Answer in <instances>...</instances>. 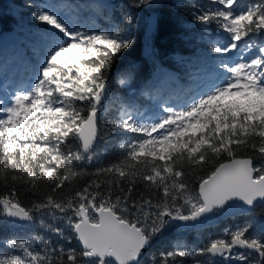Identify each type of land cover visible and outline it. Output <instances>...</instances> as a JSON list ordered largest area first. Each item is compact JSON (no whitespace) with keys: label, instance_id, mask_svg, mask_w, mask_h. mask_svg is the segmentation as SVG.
<instances>
[{"label":"snow or ice","instance_id":"snow-or-ice-1","mask_svg":"<svg viewBox=\"0 0 264 264\" xmlns=\"http://www.w3.org/2000/svg\"><path fill=\"white\" fill-rule=\"evenodd\" d=\"M167 6L130 3L149 12ZM28 7L42 27L23 75L0 74V229L28 235L0 238V264H185L195 257L206 259L194 264H264V226L255 232L252 222L200 247L178 241L149 251L171 230L200 231L264 205V0L190 5L215 55L186 73V84L163 71L150 37L152 68L176 91L173 99L144 90L156 100L149 108L136 103L132 85L147 66L123 69L118 82L127 98L111 87L135 46L134 11L117 18L116 5L105 3L90 6L85 20L61 0H29ZM233 50L241 53L236 59ZM112 133L119 156L105 164ZM18 186L35 197L29 205Z\"/></svg>","mask_w":264,"mask_h":264},{"label":"trees","instance_id":"trees-1","mask_svg":"<svg viewBox=\"0 0 264 264\" xmlns=\"http://www.w3.org/2000/svg\"><path fill=\"white\" fill-rule=\"evenodd\" d=\"M95 1L98 2V0H61V2L71 4L74 7L78 6L85 20L91 17L90 6H93ZM34 2L42 3L41 0H34ZM208 2L209 0H165V3L168 4L167 7L157 12H149L146 9L131 8V0H112L111 4L116 5V10L113 13L115 17L122 18L124 12L134 11L140 18V22L135 29V34L132 37L135 46L121 63V69L113 74V79L111 80L113 94L127 98L128 92L126 91V86H121L118 81L123 74V69L128 67L129 62H134L140 68L145 66L149 68V71L146 73H142L138 77L136 75L133 76L132 85L133 92L136 95V103L142 108L152 106L147 99L148 97L141 95L146 89L152 88L154 90L156 88L154 81L159 74L152 68V62L148 58L145 47L150 38L145 37L147 18L150 13H156L159 17L157 20V31L151 37V43L162 53L159 58L161 68L175 71L181 78L180 83L186 84L189 80V76L186 73L196 72L204 59L215 55L208 46L207 34L202 30L200 25L193 21L191 15V4H207ZM28 4L29 0H0V36L16 30L22 36L23 47L30 52L32 35L42 25L32 19L31 9L28 7ZM95 19L98 25L107 27V22L103 18ZM212 31L217 34L218 38L220 37L214 25L212 26ZM181 59L186 63L178 64L177 62ZM0 60L6 59L2 58ZM175 91L176 89H172L169 92L165 90L163 93H166L165 97L171 93L173 99H175ZM114 115V111L104 115L102 123L105 129L111 128V121ZM119 139L120 137L116 133H112V135L106 138L105 145L107 150L103 154L105 164L118 158L119 149L117 143ZM4 190L3 187H0V192ZM18 191H20L19 198L24 205H29L31 200L35 198L30 192L19 189V186ZM41 192H47V189H42ZM248 222L253 223L255 232L261 230L262 226H264V205H259L250 215H236L200 231L171 230L158 238L149 251L170 250L178 241H182L189 247H200L210 239L222 236L226 229L232 230ZM14 235L26 237L28 231L8 226L0 229V238ZM0 247H3V245L0 244ZM145 258L147 259V254ZM196 259L205 260L206 258H184L185 264H194V260Z\"/></svg>","mask_w":264,"mask_h":264},{"label":"rangeland","instance_id":"rangeland-1","mask_svg":"<svg viewBox=\"0 0 264 264\" xmlns=\"http://www.w3.org/2000/svg\"><path fill=\"white\" fill-rule=\"evenodd\" d=\"M42 3L44 2V0H41ZM105 3H108V4H111L112 3V0H98L94 2V5L93 6H97V5H100V4H105ZM220 35V39H223L222 38V35L219 33ZM9 38L11 39H21L20 38V35H18L17 33H14V34H9L8 35ZM17 48L19 49L17 51ZM26 49L21 45V47H16L13 45V43H7L5 41H0V59L3 57L5 58L6 60H3L1 61L0 60V70L2 71H6V77L8 79H12L13 77H16L18 74H16V70H14L13 66L10 67L9 69V62H12V58H13V54H20V56L18 57H21V58H24L23 57V52H25L24 55H26V57L31 54V50L30 52H27V50L25 51ZM11 55V58H10V55ZM231 55V58L232 59H236L239 55H241V53L239 52V50H233V52L230 54ZM8 60V61H7ZM13 72V73H12ZM165 73H169L173 76H178L175 71H165ZM3 76V75H2ZM5 77V76H4ZM179 77V76H178ZM154 84H155V87L156 88H159L161 90V92L163 93V91L167 90L168 92L172 89H175V84L171 81H165L162 77V75L158 74L156 80L154 81ZM164 94V93H163ZM165 96H166V93H165ZM148 98V101L149 103H151V105H154L156 103V100L155 99H151L149 96H147ZM167 98V97H165ZM143 108H148V107H143Z\"/></svg>","mask_w":264,"mask_h":264},{"label":"water","instance_id":"water-1","mask_svg":"<svg viewBox=\"0 0 264 264\" xmlns=\"http://www.w3.org/2000/svg\"><path fill=\"white\" fill-rule=\"evenodd\" d=\"M156 17H157L156 13H150V14H148V18H147V21L148 22H147V26H146V29H145V37L146 38L152 37L155 34V32L157 31V20H156ZM154 20L156 21V23H155V28H154V31H153V21ZM226 219H228V218L218 219L211 226L216 225V224L220 223V221L226 220Z\"/></svg>","mask_w":264,"mask_h":264}]
</instances>
